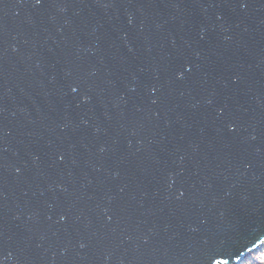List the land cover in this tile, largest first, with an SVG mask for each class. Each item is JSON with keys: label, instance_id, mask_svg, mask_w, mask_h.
Here are the masks:
<instances>
[{"label": "water", "instance_id": "1", "mask_svg": "<svg viewBox=\"0 0 264 264\" xmlns=\"http://www.w3.org/2000/svg\"><path fill=\"white\" fill-rule=\"evenodd\" d=\"M262 246L264 0H0V264Z\"/></svg>", "mask_w": 264, "mask_h": 264}, {"label": "rangeland", "instance_id": "2", "mask_svg": "<svg viewBox=\"0 0 264 264\" xmlns=\"http://www.w3.org/2000/svg\"><path fill=\"white\" fill-rule=\"evenodd\" d=\"M259 251L249 254L244 260H242L238 264H264V246L261 247Z\"/></svg>", "mask_w": 264, "mask_h": 264}, {"label": "trees", "instance_id": "3", "mask_svg": "<svg viewBox=\"0 0 264 264\" xmlns=\"http://www.w3.org/2000/svg\"><path fill=\"white\" fill-rule=\"evenodd\" d=\"M263 247V246H262ZM259 250H257L256 252H258ZM260 252V251H259ZM263 254H264V252H263Z\"/></svg>", "mask_w": 264, "mask_h": 264}]
</instances>
